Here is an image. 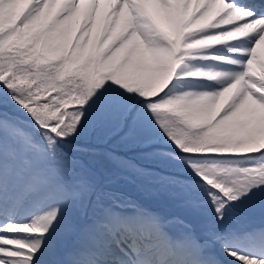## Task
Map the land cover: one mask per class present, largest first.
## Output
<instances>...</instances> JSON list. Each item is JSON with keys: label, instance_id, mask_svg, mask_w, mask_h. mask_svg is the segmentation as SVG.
<instances>
[{"label": "snow or ice", "instance_id": "6c2138e0", "mask_svg": "<svg viewBox=\"0 0 264 264\" xmlns=\"http://www.w3.org/2000/svg\"><path fill=\"white\" fill-rule=\"evenodd\" d=\"M0 264H264V0H0Z\"/></svg>", "mask_w": 264, "mask_h": 264}]
</instances>
